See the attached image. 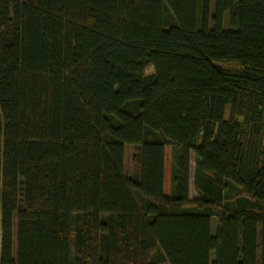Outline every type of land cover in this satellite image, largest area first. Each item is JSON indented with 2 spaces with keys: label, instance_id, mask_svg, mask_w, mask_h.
<instances>
[{
  "label": "trees",
  "instance_id": "16d2710c",
  "mask_svg": "<svg viewBox=\"0 0 264 264\" xmlns=\"http://www.w3.org/2000/svg\"><path fill=\"white\" fill-rule=\"evenodd\" d=\"M210 2L0 0V264H264V0Z\"/></svg>",
  "mask_w": 264,
  "mask_h": 264
},
{
  "label": "rangeland",
  "instance_id": "374dc122",
  "mask_svg": "<svg viewBox=\"0 0 264 264\" xmlns=\"http://www.w3.org/2000/svg\"><path fill=\"white\" fill-rule=\"evenodd\" d=\"M200 3H202V0H200ZM215 0H211L210 2V13L211 16L214 15L215 13ZM212 25V23H211ZM230 26L229 23V17L228 15L225 18V27L228 28ZM224 66L226 67H230V68H235V69H239L240 67L236 64H225L223 63ZM153 67L151 65H149L146 68V73H152L153 72ZM134 152L135 149L132 145H127L126 147V153H125V169H124V174L126 177L128 178H132L134 177V173H135V163L133 160V156H134ZM174 152H175V148L171 145H168L166 148V169H165V193L167 195H172L173 194V173H174ZM190 166H191V173H190V183H189V195L190 198L192 200L198 199L200 198V194L198 192V190L195 187V182H194V171H195V154L192 153L191 154V159H190ZM237 192V188L235 186H231L228 189L227 192V196L228 197H232L233 195H235ZM216 226H217V218L214 217L213 221H212V232L215 234L216 231ZM16 231H17V224L15 221L14 224V233H15V241H16ZM215 257V253H212V259H214ZM161 264H169L168 262H164Z\"/></svg>",
  "mask_w": 264,
  "mask_h": 264
}]
</instances>
